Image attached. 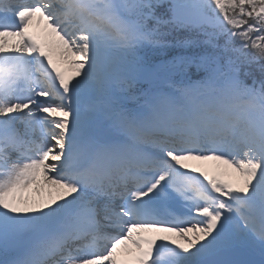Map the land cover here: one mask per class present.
<instances>
[{
    "label": "snow or ice",
    "instance_id": "6c2138e0",
    "mask_svg": "<svg viewBox=\"0 0 264 264\" xmlns=\"http://www.w3.org/2000/svg\"><path fill=\"white\" fill-rule=\"evenodd\" d=\"M0 264H264V0H0Z\"/></svg>",
    "mask_w": 264,
    "mask_h": 264
},
{
    "label": "rangeland",
    "instance_id": "374dc122",
    "mask_svg": "<svg viewBox=\"0 0 264 264\" xmlns=\"http://www.w3.org/2000/svg\"><path fill=\"white\" fill-rule=\"evenodd\" d=\"M226 178H228V179H235V177H226Z\"/></svg>",
    "mask_w": 264,
    "mask_h": 264
}]
</instances>
